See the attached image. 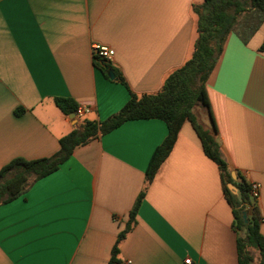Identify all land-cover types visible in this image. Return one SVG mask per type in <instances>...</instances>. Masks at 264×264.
<instances>
[{
	"label": "crops",
	"instance_id": "0c3cea01",
	"mask_svg": "<svg viewBox=\"0 0 264 264\" xmlns=\"http://www.w3.org/2000/svg\"><path fill=\"white\" fill-rule=\"evenodd\" d=\"M201 3L0 0V168L14 158L52 156L61 137L83 120L115 114L129 92L157 93L191 54L193 6ZM94 43L114 50L107 66L126 86L101 70L92 57ZM263 44L264 21L245 41L230 32L206 94L230 176L259 186L255 204L264 236ZM55 98L88 112L64 115ZM199 123L210 126L204 111ZM166 134L161 120L126 121L75 147L58 170L1 204L0 264H107ZM235 244L219 169L184 121L118 244L117 264H237Z\"/></svg>",
	"mask_w": 264,
	"mask_h": 264
},
{
	"label": "trees",
	"instance_id": "16d2710c",
	"mask_svg": "<svg viewBox=\"0 0 264 264\" xmlns=\"http://www.w3.org/2000/svg\"><path fill=\"white\" fill-rule=\"evenodd\" d=\"M193 13L196 15L197 37L191 54L182 66L164 79L157 93L138 96L129 92V99L115 114L100 122L83 120L79 127L61 137L57 152L50 157L10 160L0 168V205L16 199L35 181L58 170L75 147L87 144L126 121H163L167 134L151 154L143 188L129 211L124 229L117 234L111 249L107 264H117L118 244L134 225L136 212L147 186L171 151L183 122L188 121L200 140L205 156L219 169L221 188L232 210L237 264H264V236L260 231L263 218L250 197V184L238 174L236 180H233L221 158L206 94L207 79L218 61L227 35L236 32L245 41L264 21V0H202L200 5L193 6ZM263 49L264 44L260 47V50ZM97 61L101 70L106 73L104 66L107 64ZM109 69L114 79L126 86L121 74L111 66ZM54 103L64 115L75 112L76 104L68 98H55ZM196 107L206 113L210 125L208 128L198 122L194 113ZM20 112L21 109H18L16 113ZM227 184H232L237 193L233 194ZM243 214L246 215V222Z\"/></svg>",
	"mask_w": 264,
	"mask_h": 264
},
{
	"label": "built area",
	"instance_id": "2783aa9c",
	"mask_svg": "<svg viewBox=\"0 0 264 264\" xmlns=\"http://www.w3.org/2000/svg\"><path fill=\"white\" fill-rule=\"evenodd\" d=\"M91 53L94 59L100 60L108 64L113 56L114 50L106 45L94 43L91 46ZM88 112V109L84 106H76L74 114L77 117H82L85 113ZM250 197L252 200L256 201L259 196V186L256 183H250ZM129 263V262H127ZM184 264H190V260H184Z\"/></svg>",
	"mask_w": 264,
	"mask_h": 264
},
{
	"label": "water",
	"instance_id": "95a60500",
	"mask_svg": "<svg viewBox=\"0 0 264 264\" xmlns=\"http://www.w3.org/2000/svg\"><path fill=\"white\" fill-rule=\"evenodd\" d=\"M104 69H105V71H106V75H107V77H108L109 79H113V78H114V75H113L112 71L109 69V67H108L107 65H105V66H104ZM231 178L234 179V178H235V175L232 174V175H231ZM228 189H229L230 191H232V192L235 191V188H234V186H233L232 184H228ZM245 218H246V215L243 214V219H244V221L246 222Z\"/></svg>",
	"mask_w": 264,
	"mask_h": 264
},
{
	"label": "rangeland",
	"instance_id": "374dc122",
	"mask_svg": "<svg viewBox=\"0 0 264 264\" xmlns=\"http://www.w3.org/2000/svg\"><path fill=\"white\" fill-rule=\"evenodd\" d=\"M202 112H203V110L200 109L199 107H196V108L194 109V113H195L196 118H197V120H198L199 122H201Z\"/></svg>",
	"mask_w": 264,
	"mask_h": 264
}]
</instances>
